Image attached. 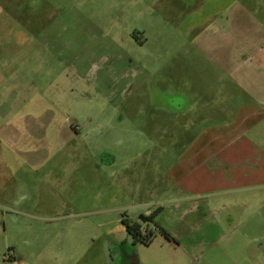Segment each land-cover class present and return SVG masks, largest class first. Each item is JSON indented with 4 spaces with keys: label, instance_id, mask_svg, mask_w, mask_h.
Wrapping results in <instances>:
<instances>
[{
    "label": "rangeland",
    "instance_id": "1",
    "mask_svg": "<svg viewBox=\"0 0 264 264\" xmlns=\"http://www.w3.org/2000/svg\"><path fill=\"white\" fill-rule=\"evenodd\" d=\"M50 1L53 14L40 10L37 20L24 10L0 16V23L6 20L0 27V264H101L93 260L100 252L108 264H119L122 255L137 264H264V240L256 243L264 238L262 190L246 195L250 201L236 211L241 223L231 230L220 213L204 207L218 203L211 193L189 196L167 186L175 151L211 131L213 119L225 117L217 109L241 94L203 74L193 120L176 117L177 101L158 100L193 88L183 70L210 66L207 51L218 39L206 35L191 48L190 38L169 29L165 41L156 36L140 47L137 34L143 41L153 32L150 13L176 7L170 0ZM230 4L233 12L239 4L250 8L255 20L264 0H193L213 18ZM195 9L180 28L196 14L212 13ZM229 36L220 48L233 53L237 40ZM174 41L183 44V56L171 52ZM164 47L169 57L160 60L156 52ZM148 70L157 73L145 89L140 82ZM182 196L192 200L159 209L165 197ZM237 199L242 195L231 198ZM197 203L202 208L187 216L193 230L179 215ZM144 213H153L171 241L158 235L148 246L132 242L121 221Z\"/></svg>",
    "mask_w": 264,
    "mask_h": 264
},
{
    "label": "crops",
    "instance_id": "2",
    "mask_svg": "<svg viewBox=\"0 0 264 264\" xmlns=\"http://www.w3.org/2000/svg\"><path fill=\"white\" fill-rule=\"evenodd\" d=\"M25 2V0H0V16L5 9L10 10L9 13L22 11ZM232 6L234 5L224 6L220 14L229 16L225 22L230 27V39L237 40L234 41L236 50L232 53L220 48L221 40L226 32L219 31L217 25L214 29L213 22H210V26H206V30H204V23L209 22L193 23L190 29L192 31L197 29L195 42L199 44V47L202 46L201 39L204 41L208 37L206 35H210L215 40L218 39L217 43L215 41L211 45L213 51H207L206 57L210 59L208 61L211 65L201 67L197 64L183 70L187 71L186 80L191 82L188 83L194 89L181 87L178 92L172 90L165 93L168 98L175 96L173 98L177 101L174 104L176 117L190 120L194 119L191 116L200 114L198 110L200 98L195 95V90L203 74L207 77L210 74L217 75L222 82V87L229 82L234 85L232 89L224 88L225 90L237 88L241 93L236 100L231 101L232 98H230L229 101H225L217 109L225 117L214 118L213 120L216 121L212 123L211 131L195 134L185 149L175 151V158L165 169L168 177L167 186L176 188L189 196L211 193L213 198H217V204L213 200H208V204L204 207L210 212L220 213V217H223V225L231 230L241 223L238 222L236 211H240V207H246L250 201L246 195L260 190L264 192V6L255 8V20H252L247 11L250 8L239 4L237 10L233 12ZM5 22L6 20H3L1 23ZM1 23L0 27H2ZM187 100L193 102L190 103ZM207 105L211 104L207 102ZM226 112L230 114L227 117ZM199 120H201L200 117ZM167 149V146L162 148L165 155L168 153ZM241 195L242 199L232 202V197ZM190 200L192 199L188 196L178 197L175 201L165 197L159 209L164 210V207L172 205L173 202L183 205ZM201 208L202 205L198 203L191 205L181 211L179 219L183 218L184 223L194 230V224L188 223L187 216L198 212ZM141 215L147 217L151 214H140L138 219ZM146 226L148 227V224ZM148 228L154 229L151 224ZM262 240L264 238H258L256 243ZM93 260L97 263L101 260V264H108L101 252L96 253ZM111 261L113 262L112 258Z\"/></svg>",
    "mask_w": 264,
    "mask_h": 264
},
{
    "label": "flooded vegetation",
    "instance_id": "3",
    "mask_svg": "<svg viewBox=\"0 0 264 264\" xmlns=\"http://www.w3.org/2000/svg\"><path fill=\"white\" fill-rule=\"evenodd\" d=\"M170 2L172 4L176 3L175 4L176 7L174 5L170 6V8H168V6L163 7V8H161V14L160 15L158 14L159 13L158 11L154 12V11H152L153 8H149V11H152L150 14L155 15V17H156V18H154L153 32H150V33L148 32V36L144 37L143 41L140 40V35H138L136 33L137 36L135 37V39H136V42H138L137 44L140 47H144L151 42H155L156 36H160V39H158L159 42L165 41L164 38L167 35L169 29L171 30L172 33L176 34L177 38L181 37L182 40L190 38L189 41L191 42V46H192L191 48H193L194 46L197 47V44L195 42L197 29L195 31H192V29H190V26L193 23L200 21L199 19H200V16H202V15H203L202 16L203 18L201 19V21H206L209 23L213 22L214 29H215V26L217 25L219 31L229 33L230 27L225 22V19H227L229 17L227 14L222 13V14H219L218 17L213 18V16H212L213 12L211 9L206 8L204 6L199 8V9H195L193 7V0H170ZM155 4H157V3H155ZM163 5L164 4H162L160 6H163ZM151 7H153V5ZM52 8H53V4L51 3L50 0H41V1L40 0H26L25 4L23 6V10L26 13L32 15V17H34V18L36 16L38 17V15H39L38 13H40L39 12L40 10H43L45 13L46 12L51 13V14H48V16L52 15L53 14ZM194 9H195V11H200V12H202L204 10H210L212 13L207 12L208 15L207 14H196V16L194 18L197 17V19L193 22L191 21V23H186V28L183 30L182 28H180V26L183 25V23L181 24V22L186 20L185 14H187L189 11L190 12L194 11ZM54 10H55V8H54ZM168 10H169V12H168ZM179 10L181 12L179 13V15H177V11H179ZM171 12H173V14H171ZM189 17H192V15H189ZM189 17H187V19ZM190 20H192V19H190ZM209 23H204L205 24L204 30H206V28H207L206 26L211 25V23L210 24ZM206 32H210V31H206ZM166 42H167V40H166ZM176 42H178V41H176ZM176 42L174 41V43H176ZM188 43L189 42H187V44ZM181 47H183V44L179 45V48H181ZM186 47H188V46H186ZM170 48L172 50L171 52L175 54V57L181 56V55L183 56V50H179L178 43L171 46ZM156 54L158 55L160 60H163V59L167 60V57H169L168 56V54H169L168 48L164 47V49L159 50L158 52H156ZM165 66H166V63H165V61H163L161 63V65L159 66L160 67L159 74L163 73V69L165 68ZM156 73L157 72H155V71L153 72V71L148 70L147 77H145V79L142 82H140V86L145 87V89L153 86L152 80L154 79L153 76ZM161 95H162V93H161ZM152 96H153V94H152ZM159 97H160V94H159ZM170 98H168L165 94L164 99H162V97H161V98H158V100L159 101H175V99L173 97H170ZM151 101H152V99H151ZM102 162H103V159H102ZM114 162H116V159H114ZM119 264H137V263H136V261H134L130 257H128L126 255H122V259L120 260Z\"/></svg>",
    "mask_w": 264,
    "mask_h": 264
},
{
    "label": "trees",
    "instance_id": "4",
    "mask_svg": "<svg viewBox=\"0 0 264 264\" xmlns=\"http://www.w3.org/2000/svg\"><path fill=\"white\" fill-rule=\"evenodd\" d=\"M154 215L143 216L141 215L137 221H130L124 217L122 224L125 227L129 237L134 244L141 243L145 246L150 245L158 235L163 236L166 240L171 241V236L154 221ZM150 224L154 226V229L148 228ZM146 226V227H145Z\"/></svg>",
    "mask_w": 264,
    "mask_h": 264
}]
</instances>
